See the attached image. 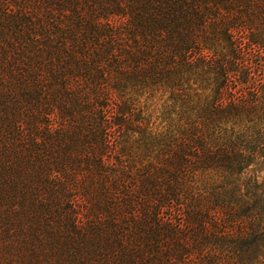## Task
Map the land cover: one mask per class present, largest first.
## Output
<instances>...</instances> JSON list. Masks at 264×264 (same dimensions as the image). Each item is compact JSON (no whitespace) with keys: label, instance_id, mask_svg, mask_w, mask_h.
I'll list each match as a JSON object with an SVG mask.
<instances>
[{"label":"trees","instance_id":"16d2710c","mask_svg":"<svg viewBox=\"0 0 264 264\" xmlns=\"http://www.w3.org/2000/svg\"><path fill=\"white\" fill-rule=\"evenodd\" d=\"M264 0H0V264H264Z\"/></svg>","mask_w":264,"mask_h":264},{"label":"rangeland","instance_id":"374dc122","mask_svg":"<svg viewBox=\"0 0 264 264\" xmlns=\"http://www.w3.org/2000/svg\"><path fill=\"white\" fill-rule=\"evenodd\" d=\"M255 174L264 177V163L255 166Z\"/></svg>","mask_w":264,"mask_h":264}]
</instances>
